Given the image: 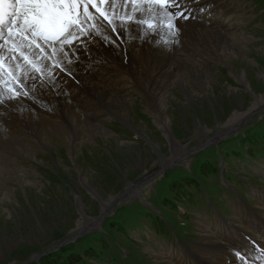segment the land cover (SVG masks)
I'll return each instance as SVG.
<instances>
[{
	"label": "rangeland",
	"instance_id": "obj_1",
	"mask_svg": "<svg viewBox=\"0 0 264 264\" xmlns=\"http://www.w3.org/2000/svg\"><path fill=\"white\" fill-rule=\"evenodd\" d=\"M205 2L232 45L188 40L181 29L171 48L182 60L195 52L199 63H174L167 80L159 73L161 102L144 88L110 89L113 106L84 93L91 118L75 134L46 109L57 130L20 121L6 131L10 119L1 118L13 110L0 109V142L3 132L23 136L8 151L17 168L0 167V264H34L71 247L82 256L98 242L106 245L101 259L86 264H183L195 256L214 263L204 239L213 229L250 232L240 221H264V103L251 110L264 100V0ZM159 105L168 136L154 117ZM234 113L245 115L229 124ZM202 160L216 168L211 181L200 173Z\"/></svg>",
	"mask_w": 264,
	"mask_h": 264
},
{
	"label": "snow or ice",
	"instance_id": "obj_2",
	"mask_svg": "<svg viewBox=\"0 0 264 264\" xmlns=\"http://www.w3.org/2000/svg\"><path fill=\"white\" fill-rule=\"evenodd\" d=\"M117 3L133 7L119 14ZM195 4L199 0H0V109L35 103L37 90L59 94L68 78L79 83V68L106 63L96 54L101 47L126 54L130 39H152L170 50L167 40L154 38L164 29L178 44L182 23L206 11ZM260 241L249 238L250 247L230 249L235 264H264Z\"/></svg>",
	"mask_w": 264,
	"mask_h": 264
},
{
	"label": "bare ground",
	"instance_id": "obj_3",
	"mask_svg": "<svg viewBox=\"0 0 264 264\" xmlns=\"http://www.w3.org/2000/svg\"><path fill=\"white\" fill-rule=\"evenodd\" d=\"M132 7L133 6L131 4L122 5L120 3H117L116 5L119 14H122V9L130 10ZM136 7L147 8V5H137ZM193 7L207 8L208 5L206 4L205 0H199V4H195L193 5ZM89 10L94 11L91 9V7L89 8ZM144 16L148 18V13L145 12ZM213 20L214 19L210 20L204 11L202 13H198L196 19L194 20L190 19L184 21L181 25V29H184V33L187 32L188 40L189 37L190 39L194 40V38H196L197 36L198 39L200 37V41L205 40L206 43L207 41H210L207 40V38H210L214 43H216V45L218 43L219 44L222 43L227 46L232 45L231 37L233 36L230 37L225 32H222L224 30L220 28L219 24L217 25L213 23ZM214 25H217V29L211 28V26ZM131 35L138 36L139 33L133 30ZM158 36H156L154 39L156 41L167 40L170 45V50L169 47H165L164 44L162 43L161 44L155 43L153 42L152 39H149L147 40V42H143V43H141L140 39H135V40L130 39L129 42L125 45L127 49L126 54L123 51H120L119 54H115V52L111 49H107L103 47L99 48L96 51V54L99 57L103 58L106 61V63H102V64L94 63L91 69H87L83 67L79 68L77 73V79L80 82L77 83L75 80L68 78L66 83H63L62 87L60 88L59 94H57L54 91L37 90L34 93V95L36 97L35 103L38 106L34 111H32L33 109L31 110V107L29 106L27 107L24 101H22L20 104L13 103V105L9 107L10 109L13 110V116L12 117L3 116L1 118V122L3 123L7 122V119H10L11 126L9 128H6L5 130L10 131L11 128L14 129L15 127H16L15 129H18L20 126V121L27 123L28 126L29 125L31 126L32 124L36 125V127L45 125L44 127L46 126L52 127L50 129H53V131L57 130L58 128L56 127L59 126L57 123L58 121L53 120L52 117H50L48 114L42 113V110L46 109V111H51L52 113H55L60 117L64 116L68 128L71 130V133L75 134V127H79L81 120L86 121L91 118L90 109L85 106L86 105L85 100H87V96H84V93L89 94V96L91 95V98H95L96 100L106 105L113 106L114 98L113 99L111 98L112 95L109 96L110 94L109 90L110 89L112 90V88H117V87L121 88V86L124 87V89L129 88L132 90L144 88L145 93H149L150 95L149 98L152 101L157 103L156 101L160 100L161 102L162 95L160 96L159 91H156V87L159 86L157 84L160 83V81L156 80L159 77L158 76L159 73L163 71L161 73L162 74L161 77L162 79L167 80V78L171 77L172 74L174 73V68H173L174 63L176 62L178 63V61L180 63V61H182V63L186 65H190L189 66L190 68L197 69V63H199V61L194 60L195 58L191 59L190 57L192 55L195 56L196 55L195 52L194 54L191 55L190 53L188 54L186 52L185 54L186 56H188L187 59L183 58L184 60H182L180 58L181 57L180 55L178 58L177 53H175L173 51V48H171L170 41H172L171 40L172 36L169 35L166 32V30L162 29ZM184 37H186V33L184 34ZM187 41L185 42L187 43ZM190 43L191 42L189 41V44ZM167 65H172V68L169 66L167 68L166 67ZM165 67L167 68V70L165 69ZM111 85H113V87ZM77 86H80V88L82 87L83 92L80 89H78ZM157 92L159 94H157ZM158 96H160V98H158ZM86 102L87 104L89 103L88 100ZM263 103H264L263 99L257 101L256 104L252 106L251 110L256 109ZM46 106L48 108H46ZM159 106H157V112L154 115V117L158 123H163L161 125L159 124V126H162L165 135L168 136L167 123L164 122L165 105L163 107L162 105L160 107ZM244 115L245 114L234 113L230 117L228 123L230 124L235 120H237L238 118L243 117ZM36 130H37V134L42 133V131H39L38 129ZM1 131L3 130L1 129ZM2 135L4 137H2V140L0 142V161L2 160L4 161V163H2L3 165L0 164V167L6 168V166L9 165L11 166V168L16 167L15 163L17 162V160L12 159V161H16V162L15 163L14 162L12 163V161L10 162L11 157L8 151L10 150L12 151V149L15 146L20 148L19 146L23 139V136L21 134L16 133L15 131L14 133L9 132L8 135H6L3 132ZM170 143L172 146H176V143L174 141ZM11 154H14V152ZM9 167H7L8 170ZM103 208L104 209L107 208L106 205H104ZM239 225L243 226L244 229L250 232H247L245 230H239L242 228L237 229L227 225L225 226L223 225V227L213 229L212 232L210 233V237L208 235L204 237V239H206V241L209 242L210 249L213 250L212 252H214V254L208 255V258L210 260H213L214 263L204 261L199 257L195 256L196 257L195 260L190 259L188 260V262L183 264H203V261L204 264H229V262H231V264H235V261L232 258L231 252L229 250L232 248L246 249L250 247L249 238L257 239L258 241H260L261 234H264V221L257 222L255 219L252 220L250 216H248V218L246 220L244 219L243 222L240 221ZM260 242L264 243V241H260ZM212 247L215 248L216 250H214ZM213 256L215 257L213 258Z\"/></svg>",
	"mask_w": 264,
	"mask_h": 264
},
{
	"label": "trees",
	"instance_id": "obj_4",
	"mask_svg": "<svg viewBox=\"0 0 264 264\" xmlns=\"http://www.w3.org/2000/svg\"><path fill=\"white\" fill-rule=\"evenodd\" d=\"M204 163H206V162H204V160H202L200 162L199 169H201V171H200L201 174L206 173L205 175H208L206 177V179H204L206 182H208V181H211V179H212L211 177H213L215 175V173L212 171L216 170V168L214 165H211L209 168H208V166L204 167V165H206ZM203 167L205 169H203ZM172 181H174V183H175L176 180L174 179ZM183 185H184L183 182H181L179 185L174 184V187L171 188L170 193H172V195L175 197V195L177 194V191L179 190V187L180 186L183 187ZM203 187H204V184H203ZM205 192L208 193L207 190ZM115 234L117 235L118 239L122 237V235L120 233L115 232ZM97 242H98V240H97ZM99 243L100 242H98V244H94L95 247H93L91 245L90 248H88V249L85 248L82 252L83 253L82 256L79 255L77 253V251H75L71 247V248H68L66 250L60 249L58 251L51 252L48 255H44V256L40 257L34 264H86L87 261H91V260L96 261V260L101 259L103 251L105 249L103 247H106L105 244L102 243L99 245ZM111 256L115 257L114 255H111ZM31 263H28V264H31Z\"/></svg>",
	"mask_w": 264,
	"mask_h": 264
}]
</instances>
